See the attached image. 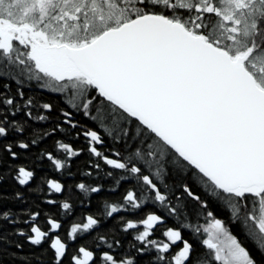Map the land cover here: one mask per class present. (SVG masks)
<instances>
[{
  "label": "snow or ice",
  "instance_id": "1",
  "mask_svg": "<svg viewBox=\"0 0 264 264\" xmlns=\"http://www.w3.org/2000/svg\"><path fill=\"white\" fill-rule=\"evenodd\" d=\"M0 79L17 85L15 96L10 83L0 92V162L4 153L18 159L14 148L27 151L38 143H5L10 134L25 132L18 115L46 122L49 116H34V109L53 110L50 103L25 99V82H35L65 98L70 109L40 138L59 131L87 145L75 149L57 140L40 158L61 171L86 151L92 158L85 175L99 177L103 170L113 179L112 192L131 184L122 202L107 204L102 214H133L119 216L121 230L133 235L130 251L122 254L116 249L125 245L115 236L111 242L99 237L106 248L95 243L73 251L61 238L60 219L42 209L0 208V259L8 248L23 249L10 238L16 237L34 247L47 243L51 264H141V257L147 264H260L232 227L264 255V0H0ZM73 113L101 131L81 125ZM171 172L181 179L179 193L168 183ZM13 178L29 186L35 174L21 166ZM42 185L57 194L66 190L56 179L44 178L35 190L43 192ZM77 188L105 190L102 184ZM185 197L198 205L194 215ZM2 199L25 202L19 192ZM210 201L227 211V219L216 216ZM149 205L164 215H135ZM60 207L71 215L70 203ZM168 218L180 228L168 227ZM4 224L26 228L5 232ZM99 224L87 215L70 227L68 238ZM184 231L207 254L194 255Z\"/></svg>",
  "mask_w": 264,
  "mask_h": 264
},
{
  "label": "trees",
  "instance_id": "2",
  "mask_svg": "<svg viewBox=\"0 0 264 264\" xmlns=\"http://www.w3.org/2000/svg\"><path fill=\"white\" fill-rule=\"evenodd\" d=\"M12 74H17L13 72ZM11 84V95L15 96L17 91V85L12 83L10 80L5 81L0 79V92L4 90V84ZM24 96L25 99L32 98L34 104L40 105L43 103H50L53 105V110L48 113L46 111L40 112L34 109V116L38 114H46L49 116L48 121L39 122L34 120H27L23 114L16 117L17 120L21 121L25 125V132L22 136H17L15 134H10L5 143L11 141L14 142L19 139H23L25 142L31 139H38V143L33 145L30 150H19L14 148L15 151H19L20 155L18 159H11L7 153L3 154L2 162H0V175H3V182L0 183V194L6 197H12L15 193L19 192L23 195L24 201L21 202L14 199H2L0 200V208L3 210L11 209L14 213H21L23 210L32 209L33 211L42 209L43 213L51 215L53 218L60 219L63 223V228L61 229V238L67 242L70 248L75 251L79 246H92L95 243H100L101 248H106L103 242L99 241L100 236H104L111 242L112 237L120 239L124 243L123 249H116V251L124 252L130 251L128 244L133 241V235L125 234L122 229V221L119 219L120 215L124 216V219L133 218V214H114L113 218H108L106 215L102 214L106 212V205L122 202V196L126 189H128L131 184L125 183L116 192L108 191L107 189L113 186V179L107 178L103 170L99 174V177L94 173L92 176L85 175L87 170L89 160L92 158L85 151L83 155L78 158H72L69 168L61 171L53 170L51 163L45 158L41 159L42 153L54 151V146L57 140L63 141L65 143H70L75 149H86L87 145L84 143L83 137L76 140L64 133L56 132L55 135L48 136L46 138H40L45 132H50L52 128L56 127L58 121L62 119L60 113L62 110H69L64 102V99L59 94H54L48 90H42L35 82H25L24 86ZM73 118L78 121L81 125L87 126L89 129L96 130L100 132V128L91 119L84 116L83 113L76 114L73 113ZM66 127V126H65ZM75 131H80L76 129ZM115 147L118 150L123 151V145L117 144ZM61 155L60 153H56ZM25 167L28 170H32L35 174V179L30 182L29 186H21L13 178L18 167ZM44 178L56 179L58 182L65 185V191L63 193L49 192L46 185H42L44 188L43 192H37L36 186L40 185ZM168 183L176 185V192H180L179 184L181 179L177 176L175 172H171L167 177ZM79 183H85L86 186H95L102 184L104 189L99 193L89 194L87 191H81L77 188ZM199 193V189H195ZM203 195L202 193H199ZM46 199L57 200V205L50 206L44 203ZM185 200L188 204L189 213L194 215L198 205L194 201ZM63 202H68L72 205L71 215H67L65 210L60 207ZM210 209L216 214L217 217H222L227 219L228 213L223 210L220 205L215 202H209ZM145 211L158 212L157 207L149 205L147 209L141 210V212L135 214L138 218H141ZM158 214L164 215L163 211H159ZM87 215H92L98 220L100 224L95 229L88 233H77L75 240H70L68 238V232L73 224H83L85 222V217ZM44 216L42 214L40 218V226L46 228L47 226L43 223ZM201 226L204 225V221H200ZM167 226L173 228H180V224L176 223L174 219H167ZM13 227L26 228V225L20 224L16 226L4 224L3 230L5 232H11ZM143 230V229H141ZM160 231L156 232V236H160ZM232 231L239 237L243 245L250 251V253L260 262L264 264V255L258 250L256 243L248 237L243 231H241L239 226H233ZM184 237L193 243L195 247L196 254H207L209 250L205 246L193 239L192 235L188 231H184ZM11 239H19V243L23 245V249H16L15 247L8 248V251L2 255L0 259V264H51L52 261V250L48 248V244L45 243L42 246H31L24 238L10 237ZM204 237H201L203 239ZM50 243V242H49ZM5 248L8 246L5 245ZM141 264H147V257H141ZM219 264V262H216Z\"/></svg>",
  "mask_w": 264,
  "mask_h": 264
}]
</instances>
